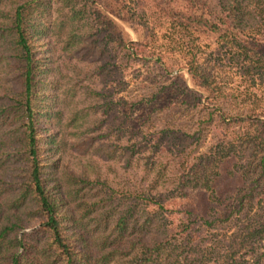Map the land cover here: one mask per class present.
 Masks as SVG:
<instances>
[{
    "label": "trees",
    "instance_id": "16d2710c",
    "mask_svg": "<svg viewBox=\"0 0 264 264\" xmlns=\"http://www.w3.org/2000/svg\"><path fill=\"white\" fill-rule=\"evenodd\" d=\"M160 30L219 129L197 156L117 98ZM211 47L264 82V0H0V264H264V103L223 112Z\"/></svg>",
    "mask_w": 264,
    "mask_h": 264
},
{
    "label": "rangeland",
    "instance_id": "374dc122",
    "mask_svg": "<svg viewBox=\"0 0 264 264\" xmlns=\"http://www.w3.org/2000/svg\"><path fill=\"white\" fill-rule=\"evenodd\" d=\"M128 33L133 40L131 31ZM164 34L161 30L158 32V41L152 50L151 58L135 63L123 74L121 83L117 86V98L131 105V128L154 131L170 127L187 132L195 144L197 142V153L194 154L197 156L207 152L215 136L219 135V129L206 125V117L201 111L203 109L195 107L190 97L178 95L171 86V77L175 72H185V57ZM203 49L202 52L207 55L208 52L212 53L214 47ZM204 64L208 70L218 72L213 70L214 67L219 70V77L226 92L234 91L231 101L222 107L226 114L249 111L236 109L235 105L240 104L243 99L241 93L258 104L264 103V82L257 80L252 83L240 78L234 60L230 59L224 49L213 52L211 56L207 55ZM189 162L193 161L190 159Z\"/></svg>",
    "mask_w": 264,
    "mask_h": 264
}]
</instances>
